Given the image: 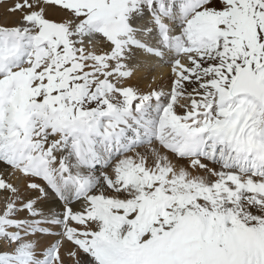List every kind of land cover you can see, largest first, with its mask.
Masks as SVG:
<instances>
[{
    "label": "snow or ice",
    "instance_id": "1",
    "mask_svg": "<svg viewBox=\"0 0 264 264\" xmlns=\"http://www.w3.org/2000/svg\"><path fill=\"white\" fill-rule=\"evenodd\" d=\"M0 9V264H264V0Z\"/></svg>",
    "mask_w": 264,
    "mask_h": 264
},
{
    "label": "bare ground",
    "instance_id": "2",
    "mask_svg": "<svg viewBox=\"0 0 264 264\" xmlns=\"http://www.w3.org/2000/svg\"><path fill=\"white\" fill-rule=\"evenodd\" d=\"M0 13H2V9H0ZM49 15L52 16L53 18H59L60 15H62V14L55 11V10H50ZM3 19H4V17L2 15H0V20H3ZM9 19H12V18H9ZM158 64H161V63H155L154 66L150 70L142 67L136 73V75L133 77L132 82L134 84H136V86H138L140 89L145 90V91L149 90L150 88H157V89H159L160 87H163V89L168 88V86L170 84V79H171V75L170 74L168 75V73H167V71H168L167 68H169V66L167 64H161V67H160ZM157 66H159L160 67L159 70L162 71V73H158V75L156 73H153L154 72L153 69ZM4 167L5 166L3 164H0V170H2ZM13 180L15 181L14 177H13ZM18 180L21 181L22 178L18 179ZM0 193H2V192H0ZM77 206H78L77 208H79V204H77ZM52 207L58 212L62 211V204L59 202L52 205ZM55 240H56L55 236H46V237L42 238V243L45 246H48L49 244H51ZM70 247H71L70 243H68V242L65 244L62 243L61 255H62V257H64L66 264H70V261L68 260V257L66 255L67 249Z\"/></svg>",
    "mask_w": 264,
    "mask_h": 264
},
{
    "label": "rangeland",
    "instance_id": "3",
    "mask_svg": "<svg viewBox=\"0 0 264 264\" xmlns=\"http://www.w3.org/2000/svg\"><path fill=\"white\" fill-rule=\"evenodd\" d=\"M160 67H161V64H158ZM159 66H157V67H155L153 70H154V72L153 73H156L157 75H158V73H162V71H160L159 70ZM165 68V67H164ZM167 73H168V75L170 74V68H167ZM149 72V71H148ZM150 75V74H149ZM171 75V74H170ZM164 76V75H163ZM165 91H167L168 90V88H166V89H164ZM15 178V177H14ZM14 181V180H13ZM16 184H18V185H20L21 184V181H19L17 178H15V181H14ZM4 196H5V194H3V193H0V207H2L3 206V199H4ZM73 205V207L74 208H77L78 206H77V203H74V204H72ZM56 239H58V237H56ZM62 243H67L66 241H62Z\"/></svg>",
    "mask_w": 264,
    "mask_h": 264
}]
</instances>
